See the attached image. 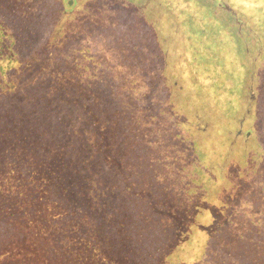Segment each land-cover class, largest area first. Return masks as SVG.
I'll return each instance as SVG.
<instances>
[{
	"label": "trees",
	"instance_id": "1",
	"mask_svg": "<svg viewBox=\"0 0 264 264\" xmlns=\"http://www.w3.org/2000/svg\"><path fill=\"white\" fill-rule=\"evenodd\" d=\"M186 1L0 0L2 260L264 264V0H201L242 55L221 85Z\"/></svg>",
	"mask_w": 264,
	"mask_h": 264
},
{
	"label": "rangeland",
	"instance_id": "2",
	"mask_svg": "<svg viewBox=\"0 0 264 264\" xmlns=\"http://www.w3.org/2000/svg\"><path fill=\"white\" fill-rule=\"evenodd\" d=\"M235 1L236 2L238 1L240 3L245 2L247 3V5L249 4L250 7L256 6L253 0H235ZM185 4H187V7H185L186 9L183 10V14L180 13L179 17L182 20H184V17L186 16V20L183 23L184 30L187 32L193 31L194 35L198 36L197 40L196 39L195 40H196L197 48L200 49L199 50L200 53L197 56L196 65L198 67L201 66L205 70H211L213 73H217V77L215 81H217L218 85L228 82L226 81V79L230 78L232 76L231 73L234 72V68L232 67V65L234 64V62L236 61L241 62L242 60V55L239 50L238 42L230 32L226 31V27L224 24L222 25L218 19L216 18L214 19L213 17L208 15L209 11L206 7L202 6L203 8H199V5L203 4L201 0H188L185 2ZM261 5L264 6V3H262ZM261 10L262 12H264V7H262ZM255 13H257V11ZM199 14H202L203 17L205 18V20L202 21L201 24H199V21L197 19V16ZM191 17L193 18L191 19ZM168 23L165 22L167 26ZM198 27L201 28V31L198 30ZM44 34L45 33H43V35ZM241 68L242 69L240 70L236 69L235 73L233 74V79H230L228 84V85H232L231 95L234 97L233 99L236 104L239 103V100L237 98V94L239 90L238 87L240 84L239 80L244 73V68L243 67ZM177 72L183 73L182 75L185 74V70L181 68H179ZM185 78H187V80L189 81L190 75L186 74ZM205 79L207 80L208 84H211V81H213L211 80L213 79L212 75L206 77ZM224 93H226V95H224L226 99L228 91H225ZM213 96L219 98L218 88L214 89ZM229 97L231 96H228V98ZM225 99L222 102H226ZM219 104L221 110L219 111L220 115L232 113V111L229 110L230 105L228 107H225L223 103L221 104L220 99H219ZM203 227L204 226H202L201 228L203 229ZM200 233H199L200 239H204L205 238L204 232L200 230ZM17 248L24 250L26 247H20L18 245L17 247H15V249ZM4 249H8V248L4 247ZM34 250L36 252V249ZM88 251L89 252L87 256L93 255L91 263H88L89 260H82L80 264H117V262L111 263L108 260V258H105L98 250H92L91 248H89ZM195 257L196 254L194 251L188 252V254L183 256L184 264H192ZM42 262H44V259L42 260ZM0 264H9V263L8 260L6 259L2 260L0 258ZM171 264H178V263L174 262Z\"/></svg>",
	"mask_w": 264,
	"mask_h": 264
}]
</instances>
